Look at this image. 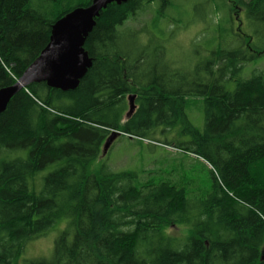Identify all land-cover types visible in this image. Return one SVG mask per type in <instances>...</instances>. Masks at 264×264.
Segmentation results:
<instances>
[{
    "label": "trees",
    "instance_id": "16d2710c",
    "mask_svg": "<svg viewBox=\"0 0 264 264\" xmlns=\"http://www.w3.org/2000/svg\"><path fill=\"white\" fill-rule=\"evenodd\" d=\"M237 2L248 27L240 43L188 63L159 38L183 19L171 18L175 0L113 2L85 38L91 65L77 87L31 83L12 97L0 113V264H17L62 220L52 257L31 264H264V73L242 77L264 55V0ZM92 3L0 0V89L22 78L61 20ZM235 9L221 31H233ZM148 12L139 29H120ZM192 98L203 100V130L187 114ZM113 131L194 155L209 166L205 185L138 183L139 173L107 166L90 173ZM176 226L188 234H169Z\"/></svg>",
    "mask_w": 264,
    "mask_h": 264
},
{
    "label": "rangeland",
    "instance_id": "374dc122",
    "mask_svg": "<svg viewBox=\"0 0 264 264\" xmlns=\"http://www.w3.org/2000/svg\"><path fill=\"white\" fill-rule=\"evenodd\" d=\"M175 3L174 8L170 9L171 18L182 17L183 19L173 25L174 34L159 37L165 40L168 56L174 61L188 63L207 58L208 53H202V50L210 51L221 45L224 47L238 45L241 40L240 32L248 31L246 8L240 5L237 0H217L212 4H206L204 0H175ZM233 6L236 8L232 12L235 21L234 29L226 33L220 30L219 25H225V21L229 17V9ZM152 17L153 13L148 12L146 15L138 17L137 20H128L125 26L120 27V29H139ZM131 38V36H125L126 42L132 43L129 40ZM200 49L201 54L196 56V50ZM255 70L264 73V55L247 63L242 77L249 78ZM229 87L233 89L234 84ZM186 111L194 126L203 130L205 123L203 100L192 98ZM148 143L149 141L146 140L120 137L113 143L105 157L90 166L89 171L92 174H99L102 167L107 166L114 172L134 171L139 173L138 183L160 182L170 178L183 177L196 182V184L191 185V188H195L197 185H205V181L210 175L208 164L203 163L192 154L183 153L173 147H164L154 143L157 146L153 148ZM182 160H186L184 165ZM51 169L44 171L42 176ZM173 170L175 172L172 177H169ZM66 228L67 220H62L48 235L31 242L18 263L31 264L33 260L40 258L50 259L53 255L56 239ZM188 231L187 227L176 226L168 230V233L176 237H184Z\"/></svg>",
    "mask_w": 264,
    "mask_h": 264
},
{
    "label": "water",
    "instance_id": "95a60500",
    "mask_svg": "<svg viewBox=\"0 0 264 264\" xmlns=\"http://www.w3.org/2000/svg\"><path fill=\"white\" fill-rule=\"evenodd\" d=\"M123 1L125 0H93L91 6L77 9L61 20L54 28L48 46L22 78L15 85L0 89V113L16 93L31 83L46 82L62 89L77 87L91 65L84 50V42L95 24V18L109 4ZM128 102L127 119L136 111V95H131ZM121 135L118 131L111 133L103 146L102 157L107 155Z\"/></svg>",
    "mask_w": 264,
    "mask_h": 264
}]
</instances>
